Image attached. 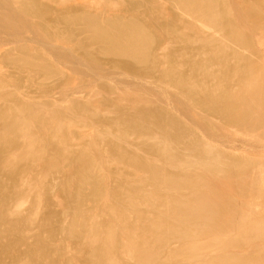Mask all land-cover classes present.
Wrapping results in <instances>:
<instances>
[{"label":"rangeland","instance_id":"obj_1","mask_svg":"<svg viewBox=\"0 0 264 264\" xmlns=\"http://www.w3.org/2000/svg\"><path fill=\"white\" fill-rule=\"evenodd\" d=\"M26 1L0 0V16L2 17L0 18V111L15 106L24 112H28L31 115V128L35 129L34 131L39 130L36 131L38 136H41V139L49 147L43 146L40 156L45 153L44 157L42 155L39 159L29 158L26 161L14 164L16 165L14 183L4 186L6 195L0 197V205H3L6 210H10V214L8 217L9 211H7L6 216L0 219V252H3L6 248L9 249V252L0 254V264L22 263L20 261L24 258L26 259L24 260L26 263L23 261L24 264H45V262L50 264L49 261L54 264H60V261L61 264L68 262L88 263L85 247L84 245L80 246V244H83L82 239L68 240L65 236L64 231L69 225V219L62 215L66 203L60 190V184L67 176H74L75 168L70 158L77 153H84L86 156L90 153L88 154L90 158L87 156L89 161L94 159L95 156H100H98L99 161H97V158L92 160L90 168L92 174H95L100 180V193L93 197L90 195V186L84 185L82 187L84 197L80 201L79 210L82 213L84 212L83 214H87L85 216L86 221L92 215V217H95V219L92 218L93 220H96L97 217H99V220L103 219L100 216L104 213L100 212L105 211L106 201L105 204L101 205V203L104 202L105 198L108 200L113 198L112 189L118 187L121 182H123L126 189L137 190L140 194L146 193L149 189L152 191L158 189L159 191L154 190L151 193L160 196L166 192L165 195L170 196L172 199H180L181 197L178 196L180 195L182 196L181 199L188 201L187 198H189L190 200L191 196H188L190 193L170 191L167 190L169 187L163 183L158 184L161 180L159 175L161 173L164 174L162 177H169V175L170 177L176 175L182 177L184 175L183 177L190 178L189 176L192 174L196 178L199 174L197 172H200L197 164H193L194 168L193 166H189L190 168L184 165L181 166L179 158L188 160V157L193 162L197 161L199 146L195 147L202 142L208 143V149H210V154L213 156L225 155L224 158H227V162L233 159L231 162L236 160H239L238 163H241V161L243 163L248 162L247 164L250 167L247 174L251 175L253 179L257 177L260 169L263 168L264 170V118L258 116L259 114L257 115L254 108L252 111V107H254V104L256 105L257 101L253 98V100H250L248 97L256 89L254 94L259 95L256 94L255 96L263 99L258 100L259 103L261 101L264 103V0H224L223 4L228 7H226V13H229L228 15L225 13L219 23H209L204 19L201 20L198 14H192L193 11L185 9L186 7L183 9L181 4H177L176 0H30L35 7L43 9V13L40 14L34 11L22 12L20 9L21 2ZM256 9L258 12L254 11ZM83 15L94 17L100 21L111 17L125 18L124 20L133 19L143 24L151 35V44L146 51V57L143 59L144 61L146 59V62H143V60L136 61L126 55L111 52L104 44L92 40L90 31L83 22ZM256 15L258 16L256 17ZM204 23H209L210 26ZM235 29L242 31L244 36ZM230 33L232 34L230 35ZM235 33L239 37L234 38ZM209 56L211 61L208 60ZM203 59L208 62L206 63ZM195 64H206L208 68H204L206 72L201 70L202 73L199 71L200 69L194 71L192 66ZM167 68L170 70L167 71ZM241 68L244 70H241ZM165 69L167 70L165 71ZM175 73H177L176 76ZM169 74L172 75L169 76ZM177 75L185 76L184 78L189 76L188 79L193 80L192 82L188 80L190 83L197 87L200 85V94L199 92L196 95L184 92L174 82ZM169 79L174 80V84ZM258 85L261 86L260 92H257L259 89L254 88ZM223 88H226L241 103L244 101L245 109L244 107L243 109L246 111L247 108V112L250 111L249 115H246L247 118H242H246L245 120L237 117V115L236 118L234 116L229 117L230 113L219 111L207 103V105L204 104L202 98L204 93L217 95ZM201 89L203 92H201ZM247 100L255 101V103L249 102V105L246 106ZM158 114L160 115L158 116ZM169 118L172 122L168 120ZM125 119L127 122H125ZM139 119L143 120H141L142 124ZM163 121H169L173 124L171 125L168 122V125H166L167 123L165 124ZM134 126L136 129H134ZM168 126L169 130L167 132ZM42 131H44V134ZM174 134H177L178 137ZM160 138L165 145L161 143ZM169 139L172 142H169ZM190 139L191 142L196 141V143H189ZM57 140L61 144L56 142ZM165 140L172 143V146H168L169 143L166 146L167 142ZM149 144H152V149L148 147ZM154 144H156L155 147ZM192 144L196 145L193 146ZM50 145L63 147L64 153L55 168L46 170L44 167L45 161L53 153V148ZM25 146V140L17 136L11 152L19 155L24 152ZM193 147L196 149L195 152H191L194 151L192 150ZM86 148H89L88 152ZM154 148L158 151L157 153ZM161 148L162 153L159 151ZM189 148L192 149L189 150ZM93 151L96 152L95 155H91ZM165 151H168L169 158L167 153L163 155ZM171 153L175 154L174 157ZM65 155L67 160H63ZM87 157L85 158L87 159ZM130 157L136 159H130ZM163 157L174 159L169 161L165 158L168 163L172 162L167 164ZM42 160L43 162H41ZM134 162L136 164H133ZM43 163L44 165H42ZM103 163L105 164L103 165ZM143 164L144 168H140L141 165L143 167ZM38 165L40 166L38 167ZM177 166L182 168L181 171ZM28 169L31 172L34 171V173H30ZM187 169H190V171H186ZM191 170H194L197 176ZM153 171L156 172L159 181L150 179V174H155ZM43 172L47 175V177L44 175L46 181H43V176L39 175ZM221 172H213L217 174L216 176L213 173L207 175L206 180L210 183V185H207L210 190L214 189L212 190L213 194H217L219 190L220 192L223 191L222 188L233 189L236 193L237 184L239 183L238 185L245 184L244 187L251 188L252 193L257 195V185L254 182L252 184L247 183L244 179L245 176H241L242 181L238 177L240 175L236 172L231 171L233 173L231 174L228 171V177L235 176V178H229L230 181L227 178V183L226 180L224 182L226 186H223L220 176L222 177V174L225 176V172ZM3 173L4 171L0 170V182L5 179ZM188 173L189 175H186ZM166 174L167 176H165ZM19 175H21L20 179ZM23 177H25L26 183L28 180V185L31 183L37 185V182H42L45 186L44 192L41 191L43 196L40 197L41 206L40 211L37 212L38 216L34 213L37 217L33 214L32 209L34 193L36 190L38 192V186H29L31 189L35 188L34 191L33 189L31 191L26 183H22ZM193 177L191 179H194ZM41 178L42 180H40ZM32 180L33 182H31ZM161 186L162 189L167 187L166 190H161ZM215 191L217 192L214 193ZM28 192H33V194ZM140 194L138 196H141ZM236 194L240 196L239 193ZM219 196L222 197V194ZM142 198V196L138 197L139 204L138 202L137 204L139 206L133 208L138 209L137 211L143 217L147 213L148 216L145 218L149 219L153 210L146 207L150 206L149 204L146 205L147 202L143 201ZM237 202L240 203L238 199ZM122 204L127 210L130 209L128 211L131 214L127 215V222L128 220L129 222L133 221V208L131 205H127L125 200L122 201ZM14 205L15 208L16 206L19 208L17 210L13 209ZM95 210L94 214L93 211ZM43 214H49L51 217L46 226L53 230V235L46 239L45 244L40 247V253L44 255L41 258L36 254V240L40 236L43 237L44 231L41 226ZM217 214H221V212H217ZM29 216L33 219L31 223L21 224L18 229L8 230L6 228L7 223L22 221ZM56 216H58L57 219ZM14 219L15 221H13ZM92 219L88 220L87 223L93 222ZM3 235H6L5 240L3 237L1 238ZM144 236L143 240L145 241L150 238L148 234L146 237ZM151 239L147 240V242L149 241L146 242L147 245L149 244L150 248L153 246L154 251L159 250L155 252L157 254L154 257L146 256L142 257L143 260L139 259L137 261L138 258H133L134 256L127 259V256L123 257L121 255L120 257L118 255V259H120L118 264H173L165 261V255L166 251L171 250L169 246L172 247V250L178 248L179 240L177 238L173 240L167 238L168 240L166 239L165 242L158 243L152 236ZM9 241L14 244L9 246ZM152 243L154 244L152 245ZM248 251L251 250L248 249ZM77 255L79 256L77 257ZM208 255L213 256L214 252H209ZM45 258H48V260L46 261ZM82 260L85 263H82ZM128 260L130 261L128 262ZM144 261L145 263H142ZM200 261L195 260V264H201ZM190 262L184 261L183 264H194V261L191 260Z\"/></svg>","mask_w":264,"mask_h":264},{"label":"bare ground","instance_id":"obj_2","mask_svg":"<svg viewBox=\"0 0 264 264\" xmlns=\"http://www.w3.org/2000/svg\"><path fill=\"white\" fill-rule=\"evenodd\" d=\"M23 1H25V0H23ZM176 1L178 2L177 3L178 5L179 4L182 5L183 9H184V7H186L185 9H189V10L193 11L192 14H198L201 17V20L204 19L209 23H219L222 20V18L224 17L226 10H227L226 4H223L224 0H176ZM225 1H227V0H225ZM20 9L22 12L34 11L35 13H39V14L43 13V9L35 7L33 2H30V0H27L26 2H21ZM248 9H249V6H248ZM256 10H254V11L258 12V10L257 11ZM228 13H226V15H228ZM257 16L258 15H256V17ZM0 18H2V17L0 16ZM3 19H4V17H3ZM82 19L90 31V38L92 40H95L99 43L104 44L105 47H108L109 51L117 53V54H121V55H126L128 57L133 58L136 61H141L146 57V54H147L146 51H147L149 45L151 44V35H150V32L148 31L147 27H145L143 24H140V23L134 21L133 19L124 20L125 18L122 19V18H118V17H111V18H108L104 21H100L94 17L83 15ZM209 23L208 24L204 23V24L210 26ZM222 23H223V25L225 24L224 21ZM7 27H8V25H7ZM235 30H238V29H235ZM231 32H232V30H231ZM239 32H241V35H243L242 31H239ZM228 33H229V30H228ZM231 34L232 33H230V35ZM233 34H234V32H233ZM236 36L239 37V35L237 33H235L234 38H237ZM239 39H238V41H239ZM234 41H237V40H234ZM205 43H206V41H205ZM212 53L215 54L214 52H212ZM210 54H211V52H210ZM210 56H209L208 60H210ZM203 60L206 61L205 59H203ZM143 62H146V59H145V61L143 60ZM207 62L208 61H206V63ZM201 63H202V61H201ZM170 66H171V64H170ZM262 66H263V64H262ZM204 68H206V69L208 68V67H206V64H202V65L201 64H198V65L195 64L194 66H192V69L194 71H195V69H198V70L200 69L199 71L201 73H202V71L206 72V70H204ZM243 68H241V70H244ZM167 69H165V71ZM172 69H174V68H172ZM237 69H240V68H237ZM169 70L170 69H168L167 71H169ZM165 71H164V73H165ZM173 72H172V74H173ZM190 72H192V71H190ZM168 73H170V72H168ZM168 73H166V74L168 75ZM166 74H165V76H167ZM172 74H169V76H171ZM176 74L177 73H175V76H176ZM203 74L205 75V73H203ZM190 76H192V75H190ZM173 77H174V75H173ZM184 77L177 75L175 81L174 80L173 81L176 83L177 86H179L187 94L196 95L199 92V88H201V87H199L200 85L197 87L196 85L189 82V81H191V82L193 81L192 79H190V80L188 79L189 76H188V78H184ZM222 77H221V79H223ZM169 81H172V80L169 79ZM173 81H172V83H173ZM254 88L259 89V91L257 90V92H260L261 86L258 85L257 87H254ZM201 92H203L202 89H201ZM255 92H256V89H255ZM255 92L253 90L248 97L250 100L252 98L256 99L255 100V101H257L256 105L254 104L255 101L254 102L252 101L253 102L252 103L250 100H247V102L245 101L246 106L249 102L254 104V107H252V111L254 108V111L257 113V115L259 114L258 116H261L264 118V103H262V101H261V103H259V101H258V100H263V99L261 97H260L261 98L260 99L259 96L256 97L255 95L257 93L254 94ZM199 94H200V92H199ZM183 95H185V94H183ZM257 95H259V94H257ZM202 96H203L202 97L203 101L205 102L204 104L207 103L208 105L214 106L219 111H224L226 113H230L229 117L230 116L235 117L237 115V117H239V118L241 117V119H242L244 117L247 118V116L249 115L248 113H250L249 107H248L249 112H247V108H246V111L244 110L245 109L244 101H243V103H241L236 97H233L226 88L225 89L223 88L219 92V94H217V95H212V93L211 94L210 93H204ZM252 104H250V105H252ZM243 107H244V109H243ZM160 114H158V116ZM30 116L31 115L28 112H24L23 110H20V109L16 108L15 106L7 107L5 109H1V111H0V170L4 171L3 174L5 176L4 181L0 182V197H5V195H6V191L4 189V186L6 184L12 185L14 183V177H15V173H16V165H14V164L20 163L22 161H26L29 158L39 159L42 155L44 157L45 153L42 154L41 156H40V154L42 152L43 146H48V144L45 143L41 139V136H38L36 131H39V130L34 131L35 129L31 128ZM165 116H167V115H165ZM234 117H232V118H234ZM170 119L171 118H169L168 120H170ZM245 119H242V120H245ZM139 120H140V123L143 121L142 119H139ZM125 122H127L126 119H125ZM163 122H165V121H163ZM168 122H165V124L167 123L166 125H168ZM161 125L165 126L163 123H161ZM144 128H146V127H144ZM57 129H58V127H57ZM134 129H136V127ZM159 129H160V127H159ZM161 130H162V127H161ZM164 130H165V128H164ZM168 130H169V126L167 129V132H168ZM43 132L44 131H42V133ZM162 132H164V131H162ZM165 134H164V136H165ZM53 135H54V133H53ZM166 135H168V134H166ZM174 135L177 136V134H174ZM17 136L20 137V139L21 138L24 139L26 142V146H25L26 148H24L25 149L24 152L19 154V155L11 152L12 147L15 145ZM160 140H161V143L164 142L161 138H160ZM175 140H173V141H175ZM176 141H179V140H176ZM56 142H60V141L57 140ZM169 142H172L171 139H169ZM169 142L166 143V146ZM194 142L196 143V141L191 142V139H190L189 143H194ZM22 143H23V141H22ZM197 143H198V141H197ZM199 143H201V142H199ZM60 144H61V142H60ZM163 144L165 145V143H163ZM207 144L208 143L205 144V142H202L200 145L199 144L198 145L192 144L193 146L196 145L195 148H197L199 146V148L197 149V150H199V157L196 154V156L198 157L197 161L195 160V162H193V161L189 160L190 158H188V157H187L188 160H185L186 158L185 159L179 158V164L181 166L182 165H184L186 167H189V166L192 167L193 166V168H194V165L197 164V166L200 169V172H197V173H199L198 176L194 170H191V171L196 173V176H197L196 178H194L190 172H189L191 174L189 176L190 178H188L186 176V175H189V173L185 175L186 177H183L184 175L182 177H179L181 175H178V176L176 175L177 177L176 176L170 177V175H169V177H162V176H164V174L162 175V173H161L159 175V177L161 176V180L159 181L158 180L159 178L157 179V174L155 171H153V172H155V174L149 173L151 180L154 181V179H157L159 181L158 184H160V182H161V184L163 183L164 185L169 187V189H167V190L175 191V192L176 191L177 192L186 191V193L187 192L190 193V195L188 194V196H191L190 200H189V198H187L188 201L183 200V199H181L182 196H180V195H178L179 197H181L180 199H178V198L172 199V198H170V196L165 195L166 192L164 193V195H160V196L155 195L156 193L155 194L151 193V191H152L151 189H149V191H147L150 193H147V192L144 193L145 190H143L144 194H140L139 191H137V190L126 189L125 185L123 186V182H121L120 185H118V187H116V188L113 187L114 188V190L112 189L113 198L109 199V200L107 198H105L104 202L101 203V205L103 203L105 204V201H106V204L104 205L105 211L100 212L102 214L104 213L103 214L104 216L102 214H101L102 216H100V218L103 217V219L99 220V217L96 216L97 217L96 220H93V219H95V217H92L93 216L92 215L90 219L93 218L92 219L93 222H91L90 224L87 223L90 221V219H88L89 221L88 220L86 221L85 216H87V214L85 215V214H83L84 212L83 213L80 212L79 204H80V201L82 200V198L84 197V193L82 192V187L84 185L90 186V189H91L90 195L93 197L96 196L97 194H99L101 191V189L99 188V181L100 180L95 176V174H92V172L90 170L92 160H96V158H97V161H99L98 160L99 155L97 157L95 156V158L93 156L94 159L89 161L88 160V157H89L88 154H90V153L87 154L88 157L84 153H77V154L74 153L75 155H73L70 159H71V163L73 164V166L75 168V174L73 177L67 176L63 180V182L60 184V190H61V192L65 198V203H66L65 204L66 208H65L64 212L62 213V215L66 216L69 219V225H68L67 229L64 231L65 236L68 238V240L69 239H72V240L82 239L83 244H80V246L84 245L85 250L87 252V256H88L87 260H88L89 264H118V262L120 261V259H118V255H120V257H121V255L123 257L127 256V259H129V257L131 259V257L134 256L133 258H135V257L138 258L137 261H139V259L143 260L142 257L144 258L146 256H153L154 257L157 254L155 252L158 250L157 248H159V247L154 248V249H157L154 251L152 249L153 246H152V248H150L151 246L149 247L148 246L149 244L147 245V243L149 242V241L147 242V240L148 239L150 240L151 236L158 243L165 242V240L167 238L168 239L172 238L171 240H173L174 238H177L179 240V245H177V243H176L178 248L172 250V247L169 246V248H171V250L166 251L167 253L165 255V261L172 262L173 264H183L184 261L189 263L191 260L194 261V264H195V260H201L200 261L201 264H264V170H263V168H262V170L259 168L260 170L258 171L257 177H254V179H253L251 175L247 174V173H249L248 169L250 167V166H248L247 161H244L247 163H243L242 161H241V163H238L239 160L238 161L236 160L237 162L236 161L231 162L234 160L233 159V160L227 162L228 160L226 161L227 158H224V156H225L224 154H223L224 156H220V155L219 156H216V155L213 156V155H211L210 154L211 151H209L210 149H208L209 145H207ZM59 145L58 146L57 145H55V146L50 145L51 148H53V150H52L53 153L51 152L52 154H50V157H47V159L45 161L44 167L46 168V170L53 169L59 164L58 163L59 159H61V155L64 153V151L62 149L63 147H60ZM149 145L150 146H148V147H151V149H152V146H151L152 144H149ZM155 145L156 144H154V147H155ZM158 145H159V143L157 144V146ZM168 146H172V143H169ZM189 146H191V145H189ZM159 147H161V146H159ZM195 148L194 149L189 148V150L192 149L194 151H191V152H195V150H196ZM210 148H212V147H210ZM88 149L86 150L87 152H88ZM157 150H158V148H157ZM189 150L187 149V151H189ZM94 151H93V154H91V155H95L96 152L94 153ZM154 151L156 153L158 152L155 150V148H154ZM159 151L161 152L162 148ZM89 152H90V150H89ZM163 152H164V149H163ZM167 152L168 151H165V153L163 155H165ZM176 152H177V150H176ZM46 153L48 154V152H46ZM216 153L218 154V151ZM213 154H215V153H213ZM220 154H222V153L220 152ZM174 155H173V157H174ZM157 156H158V154H157ZM167 156H168V158L170 157L168 155V153H167ZM85 157H87V159ZM64 158L65 159H63V160H67L66 155ZM156 158L158 159V157H156ZM168 158H166V159H168ZM171 158L168 160L172 161L174 159V158L173 159H171ZM130 159H136V158L130 157ZM159 159H161V158H159ZM166 159L164 161L167 162V164L172 163V162L168 163V161H166ZM43 160L41 162H43ZM134 161L137 163L136 160H134ZM143 161H145V160H143ZM177 161H176V164L178 165ZM38 162H39V160L37 161V163ZM135 162L133 164H136ZM35 163H34V165H35ZM173 163H174V161H173ZM72 164H71V166H72ZM99 164H102V163H99ZM104 164L105 163H103V165ZM140 164H141V162H140ZM140 164H138V165H140ZM42 165H44V163ZM39 166L40 165H38V167ZM141 166H140V168H144V164H143V167H141ZM145 166H147V165H145ZM197 166H195V167L198 168ZM247 166H248V168H247ZM177 167L179 168L180 166H177ZM42 168H43V166H42ZM175 169H177V168H175ZM181 169L182 168H179L180 171H181ZM46 170H45V172H46ZM184 170H183V172H185ZM29 171L32 174L34 173V171H32V172H31V170H29ZM61 171H60V173H61ZM95 171L97 172V170H95ZM180 171H179V173H181ZM186 171H190V169L189 170L187 169ZM216 171H219V172L223 171L221 173L225 172V176L222 174L223 178L220 176V180L223 181L222 182L223 186L225 185V183H224L225 180L227 183V181L228 180L230 181V179H232V177H233V176L228 177L229 176L228 171H229V173L231 171L236 172V174L240 175V176H238L240 178H241V176L242 177L245 176L244 179L247 181V183L252 184L254 182L257 185V187H258L257 195L252 193L251 188L244 187L245 184L244 185L243 184L238 185L239 183L237 181H236V183H238L237 184V191L238 192L236 191V193H239L240 196L237 195L235 193V191H233V189L231 190V189H226V188H222L224 190L226 189V191L223 190L220 192V190H219V192L217 193L218 195L213 194L212 190H214V189L210 190V188L207 185V184L210 185V183L207 182L206 178L208 177L207 176L208 174H212L213 172H216ZM39 172H40V170H39ZM41 172H42V170H41ZM232 172H231V174H233ZM60 173H58V174H60ZM21 174H23V173L21 172ZM167 174L165 176H167ZM39 175L43 176V179H44L43 181H46L45 179H46L47 175L44 174V172H43V174L41 173ZM44 175H46L45 178H44ZM214 175L216 176L217 174H214ZM214 175H212V176H214ZM20 176L21 175H19V179H20ZM171 176H172V174H171ZM32 177H33V175H32ZM36 177L38 179V174ZM191 177H193L194 179H191ZM28 178H29V176L27 177V179ZM145 178L147 179V176ZM227 178H228V180H227ZM233 178H235V176ZM240 178H238V179H240ZM22 179L24 180V182L22 180V183L25 184L26 183L25 177H23ZM40 180H42V178ZM123 180H125V179H123ZM213 180H214V177H213ZM241 180L243 181V178H241ZM36 181H39V180H36ZM18 182H19V180H18ZM31 182H33V180ZM34 182H35V180H34ZM125 184H127V183H125ZM129 184H131V183H129ZM26 185L28 187L29 186L32 187L33 184L31 183L30 185H28V180H27ZM33 186H38V192L36 190V192L34 193L35 195H34L33 209H32L33 214L34 213L37 214V212L41 206V198L43 196V195H41V191H42V193L44 192L45 186L43 185L42 182H37V185L35 184ZM157 188H158V186H157ZM166 188L162 189V186H161L160 189L166 190ZM170 188L173 190H171ZM29 189H31V188L29 187ZM32 189L34 191L35 188L33 187ZM32 189H31V191H32ZM137 189H138V187H137ZM139 189H140V187H139ZM235 189H236V187H235ZM26 190H28V189H26ZM154 190L156 191L158 189H154ZM229 190H231V191H229ZM175 192H173V193H175ZM216 192L217 191H215L214 193H216ZM28 193L30 194L31 192H28ZM31 194H33V192ZM138 194H140L143 197L142 198V199H144L143 201L147 202V203L145 202L146 205L149 204L150 207H148V206H146V207L148 209L151 208L153 210L152 216L149 214L151 216V218H149V219L145 218L148 216L147 213H145L146 216L143 217L142 214L137 211L138 209L135 210V208H133V207L139 206L138 205L139 204L138 197H141V196H138ZM221 194H222V197L219 196ZM236 196H238V197H236ZM108 197H110V196H108ZM237 199H238V201H240V203L237 202ZM123 200L126 201L127 205H131V207L133 208V211H134V212L132 211L133 216H134L133 221L129 222V220H128V222H127V215L128 214L130 215L131 213H129L130 211H128L130 209L127 210L125 208L124 204H122ZM0 202H1V200H0ZM137 202H138V204H137ZM145 203H143V204H145ZM101 205H99V206H101ZM127 207L129 208L130 206H127ZM18 208H17V206L15 208V205L13 207V209H16V210ZM0 209H1L0 219H3L6 216L7 211H9V213H8V217H9L10 210L4 209L3 205H0ZM96 210L93 211L94 214H95ZM81 211H82V208H81ZM11 212H13V211H11ZM15 212H17V211H15ZM217 212L218 213L221 212V214H217ZM148 213H151V212H148ZM15 214L16 213H14V215ZM37 216H38V214H37ZM50 218L51 217L49 214H43L42 215L41 226H42L43 231H44L43 237L40 236L36 240V243H37V251L36 252L37 253L36 252L35 253L37 254V256L38 255L41 256V258L44 255H42L40 253L41 252L40 247H42L45 244L46 239H48L49 237H51L53 235V230L49 229L46 226V223L49 221ZM57 218H58V216H56V219ZM67 218H66V220H67ZM144 218H145V220H144ZM128 219H131V218H128ZM32 220L33 219L29 216V217L24 218L22 221L13 222V223L11 221L10 223L6 224L7 225L6 228L8 230L18 229L21 226V224L26 225L28 223H31ZM13 221H15V219ZM1 227H2V225H1ZM63 230H62V232H63ZM27 232H28V230H27ZM145 234L150 235V238H148V239L145 238V239H147L146 241L143 240V236ZM146 235L144 237H146ZM5 236L6 235H3V236H1V238L3 237V239H4ZM151 240L153 241V239H151ZM173 242H175V241H173ZM9 243H10L9 246L14 244L12 241H9ZM50 243H51V240H50ZM154 243H152V245ZM47 245H50V244H47ZM165 245L168 246L167 244H165ZM163 248H161V249H163ZM248 249H250L251 251H248ZM81 251H82V248H81ZM4 252H9V249L8 248L4 249V251L0 252V254L4 253ZM209 252H214V255L209 256L208 255ZM78 253L80 254V252H78ZM14 254H16V253H14ZM52 256H54V255H52ZM78 256L79 255H77V257ZM123 259L125 260V258H123ZM127 259H126V261H127ZM163 259H164V257H163ZM24 260H26V259L24 258L22 261H20L22 263H17V264H24L23 263ZM47 260H48V258L46 259V261ZM133 260H131V261H133ZM62 261H63V258H62ZM76 261H78V260H76ZM129 261L130 260H128V262ZM147 261H149V260H147ZM27 262H29V261L27 260ZM43 262H44V260L42 261V263ZM49 262H50V264H54L52 261H49ZM76 263L77 262H74V263L68 262L65 264H76ZM78 263H79V261H78ZM82 263H85V262L83 261ZM134 263H136V262H134ZM142 263H145V261ZM45 264H47V262H45ZM60 264H61V261H60Z\"/></svg>","mask_w":264,"mask_h":264}]
</instances>
